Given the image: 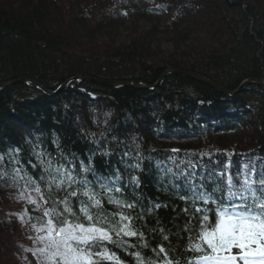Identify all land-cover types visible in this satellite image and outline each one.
Returning a JSON list of instances; mask_svg holds the SVG:
<instances>
[{"label": "trees", "instance_id": "obj_1", "mask_svg": "<svg viewBox=\"0 0 264 264\" xmlns=\"http://www.w3.org/2000/svg\"><path fill=\"white\" fill-rule=\"evenodd\" d=\"M159 17H164V21H158ZM141 18L153 21L149 27L140 29L138 20ZM196 22L201 26H195ZM122 23L130 25L125 42L114 47L111 36L107 34L110 30L108 25ZM101 27L107 28L106 39L109 41L104 45L107 49L95 43L96 34L91 35ZM76 29H83L88 40L93 38V42L87 44L94 50L93 53L104 51L103 54L109 57L115 56V60H111L107 66L106 62H100L95 57V53L88 51L83 56L84 50L78 46L82 41L75 37ZM164 33L169 34L173 47L168 60L160 66L154 64L151 72L142 71L147 62H152V65L155 62L150 44L153 40H159ZM188 40L195 43L191 44ZM167 67L190 70L228 88H235L246 78H259L264 82V0H0V81L26 77L46 90L53 91L75 74H91L103 80L139 79L152 82ZM23 85L13 84L0 89V145L7 144L6 149L4 146L0 150V155L5 157V162H0V192L16 190L22 194L34 193L32 188L39 183L42 194L49 201L45 203L47 208L52 207L51 201H59L66 194L64 188H58L55 184L49 188L39 180L43 169L32 167L38 163L34 154L31 158L21 150L15 156L20 161L19 165L7 163L11 159L8 147L12 143H22L27 148L33 143L32 153L34 148L37 152H43L54 166L63 163L66 168L70 167L66 158L73 161L77 172L81 161L85 165L91 161L97 176L115 177L119 172V183H110L108 186H119L122 191L113 192L112 196L124 204L135 203L136 207L118 208L101 195V210L109 216L117 212L131 216L132 230L143 232L144 236H122L127 241L123 247L105 242L104 247L95 251H104L106 248L109 254L114 252L117 259L102 260L100 264H141V261L143 264L149 261L160 264L153 250L158 252L161 244L170 256L174 254L175 260L191 258L192 254L185 252L190 236L186 227L189 217L192 218L191 226L197 227L195 207H203V204L193 205L191 198L181 200L180 195L190 194L183 188L177 193L168 186L166 170L172 169L174 164L183 162L185 167L196 165V183L204 184L208 191H212L213 187H223L224 197H227L230 187L233 192H241L245 179L258 183L257 175L264 177V91L261 86L247 85L239 95L230 97L202 82L174 75H167L155 90H135L123 86L114 88L86 80L75 84L80 92L66 87L53 97L30 84L27 86L36 101H18L16 97H22ZM179 92L188 94L178 101ZM102 93L109 94L110 98H102ZM73 94L83 96L95 106V109L86 111L76 108L79 122L75 120L74 109L53 102L54 97L63 99ZM187 97L199 101L189 102ZM141 100L142 104L139 105L137 102ZM251 100L253 104H250ZM171 101H178L187 113H183V110L178 113L176 109L179 104L173 107ZM17 102H21L23 107H16L13 114L12 107ZM162 105L167 106H163L166 114L158 113L154 117L159 120L158 135H150L147 131H140L142 135H134L135 148L139 154L142 153L139 169L128 167L137 162L135 158L128 155L125 160L109 145L98 153L83 149V145L98 149L96 147L103 143L97 141L100 129L108 138L118 139L119 129L113 126L120 114L146 107L153 110ZM158 108L154 109L156 113ZM41 110L44 112L41 113ZM32 116H35V121L31 120ZM184 118L205 139L238 135L242 147L227 145L220 149L222 145H211L204 141L191 145L184 138L179 139V130H166L170 128V122L180 127L184 124ZM23 120L30 121L20 136L24 135L26 144L23 140L18 142L12 131L14 125ZM96 125L100 127L95 131L98 134L88 138L89 127L94 128ZM118 143L123 146L128 141ZM46 145L52 146L54 151L59 148L64 154H53L49 159ZM17 167L21 169L18 175L15 172ZM209 174L214 182L208 178ZM81 175L93 179L91 172ZM132 176L140 181L139 188L132 184ZM29 178L36 183L28 184ZM94 191L101 192L102 189L94 185ZM219 195L221 193H217ZM71 199L73 211L79 215V200L87 202V197ZM156 204L161 207L156 208ZM57 208L62 209L63 205L57 204ZM186 208L189 209L187 213ZM23 211L35 225L47 219L34 204L25 203ZM209 215L211 217L212 213ZM119 220V216H114L112 224ZM164 235L169 240L164 241ZM135 253H139V259ZM160 255L163 257L164 254Z\"/></svg>", "mask_w": 264, "mask_h": 264}, {"label": "snow or ice", "instance_id": "obj_2", "mask_svg": "<svg viewBox=\"0 0 264 264\" xmlns=\"http://www.w3.org/2000/svg\"><path fill=\"white\" fill-rule=\"evenodd\" d=\"M19 152V148L15 150V153L10 150L11 159L7 163L19 165L20 161L15 159ZM33 154L37 157L38 163L33 164L32 167L43 169L39 180L49 188L53 184L58 188L62 187L66 193L59 201H51V208L43 210V217L47 219L41 220L40 227L37 229L40 234L35 240L38 245H42L38 248L37 255L45 258L44 264H100L102 260L112 261L117 259L114 252L109 254L106 248L104 251H95V249L104 247L105 242L123 247L127 241L123 240L122 236L139 235L143 238V232L137 233L132 230L131 216H126L122 212L109 216L101 210L99 199L101 195L107 197L109 204H114L118 208L134 209L136 207L135 203L124 204L112 196L113 192L122 191L119 186H108L110 183L113 185L119 183L121 180L119 172L115 174V177L97 176L91 161L87 165L81 161L79 172H77L73 161L66 158V163L70 165L67 168L63 163L54 166L51 160L45 158L43 152H37L35 148ZM124 155L127 156L129 153ZM140 159L137 153V162L128 167L139 169ZM0 162H5V157L2 155H0ZM195 169L196 165L189 164L185 167L181 162L174 164L172 169L166 170L168 186L175 189L177 193L183 188L190 194V196L180 195L181 200L191 198L193 205L203 204V207H195L197 227L191 226V217L186 227L190 236L189 246L185 252L192 254L191 258L175 260L174 254L170 256L165 246L161 244L158 252L153 250L157 260L160 264H264V177L257 175L258 183L245 179L241 192H233L230 187L227 197H224L223 187H213L212 191H208L204 184H197ZM20 171L19 167L15 169L17 175ZM89 172L93 175L92 180H89L86 175H81V173ZM131 182L135 188L140 187V181L136 176L131 177ZM27 183L36 182L29 178ZM229 183L232 184V181L230 180ZM94 185H99L102 191H94ZM73 188L77 190H72ZM80 189L83 191H79ZM32 191L44 203H49L42 194L39 183H36ZM217 193L221 195L217 196ZM81 196L87 197V202L79 200L80 214L78 215L73 211L71 198ZM233 200L237 202L233 203ZM28 202L37 205V210L39 209L36 199L29 196ZM57 204H62L63 208H57ZM155 207L159 208L161 205L156 204ZM148 211L151 212V209L149 208ZM188 211L189 209L186 208L185 213ZM209 213H212L211 217ZM114 216L120 217L116 224H112ZM124 221L128 223H123ZM163 240L167 241L169 237L164 235ZM233 249L238 251L234 253ZM160 254H164L163 257ZM134 255L139 259V253ZM148 264L153 262L149 261Z\"/></svg>", "mask_w": 264, "mask_h": 264}, {"label": "bare ground", "instance_id": "obj_3", "mask_svg": "<svg viewBox=\"0 0 264 264\" xmlns=\"http://www.w3.org/2000/svg\"><path fill=\"white\" fill-rule=\"evenodd\" d=\"M98 58L100 59V62L101 61L106 62L107 66L109 65V63L111 62V60L112 61L115 60V56L112 55L111 57H109L106 54H102ZM146 65H150V64L146 63L143 66L142 71H144V72H151L154 69L152 65H150V66L153 69H148V68L146 69L145 68ZM166 70H170V71L174 72L175 74H173V73H167L165 76H163L161 78L162 74L164 72H166ZM177 72H185V73L191 72V73H194V72H192L190 70L189 71H186L185 69H181V68L172 69L170 67H167L166 69H164L163 71H161L158 75H156V77L154 78L155 80H153L152 82H147L146 80L143 81V80H139V79H132V80H128L127 79V80H124V81L133 82V84H132V86H123V87H130V88H133L135 90H144V89H146V90H155L158 87H160V85L165 80V77L167 75H174V76H177V77L180 76V75H178ZM176 73H177V75H176ZM86 76H88L90 78L91 77H94L91 74L90 75L89 74L88 75L86 74L85 77ZM201 76H203V75H201ZM180 77H183V76H180ZM203 77H205V76H203ZM183 78H186V77H183ZM205 78L209 79L210 81H213V83L215 85H217V86H219L221 88H225V89H227L229 91H235V90H238V88H239L237 86H235V88L222 87L221 84L218 81H216L214 79H211V78H208V77H205ZM7 81H10V80H7ZM7 81H0V84L1 83H7ZM107 81H109V80H107ZM18 84H23V83H18ZM18 84H14V85H18ZM7 86H9V85H7ZM119 87H121V86H119ZM148 87H150V88H148ZM4 88H6V87H4ZM114 88H117V87H114ZM0 89H2V88L0 87ZM22 90H23L22 97L21 96L16 97V99L18 101L19 100L25 101V100H30V99H34V101H36V97H33V94L31 93V91H30V89H29V87L27 85L24 84ZM241 92L242 91H240L238 93H235V94H226V93L223 94L221 92L220 93L222 95H228L230 97H232V96L234 97L235 95H239V93H241ZM54 93L55 92L53 90L52 92H50L49 96H52L53 97L54 96ZM187 94L188 93H184L183 94L182 92H179L178 101H180L181 99H183L184 96L187 95ZM101 97L102 98H110L109 97V94H106L105 95V93H102L101 94ZM83 98L84 97L81 96V95L73 94L71 97H64L63 99L62 98L54 97L53 98V102L56 105H60V106L62 105L65 108H71V109H74V110H76V108H80V109L83 108L84 109V108H88V107H93L94 106V104L91 103V102L84 103ZM178 101H176V103H173V101H171L170 105H173V107H174L175 105L179 104ZM187 101H189V102L192 101V102H196L197 103L199 100L196 99V98H192V97L189 98V97H187ZM251 101L252 102H250V104H253V100H251ZM141 102H142V100L140 102H137V103L139 105H141L142 104ZM262 102L264 103V101H262ZM167 103H169V102H167ZM37 104H38V102H37ZM65 104H67V105L65 106ZM163 106L164 105L159 106L160 108H158L156 106V108H158L157 109L158 110L157 113H156V110H154L156 108H153V110H151L150 107H146L145 109L142 108V110L134 109L133 112L128 113V114H122V115L120 114L119 120L116 123H114V126H113L115 129H119V134H117L118 135V139L115 138V137H111L112 139L110 137L108 138V136H105V134H104V132H103L102 129H100V133L98 134V133L95 132L96 131L95 128L89 127V130L87 131L88 134L86 136L89 138V137H94L96 134H98L97 141L100 142V143L101 142H103V143L99 144L98 147H96L98 149H95L92 146H89V147L86 148L85 145H83V149H85V151H87V152L92 151V152L98 153V152L101 151V149H103V148H105V147H107L109 145V147L111 148V150H114L116 153H118V156L119 157L122 156L123 159L126 160V158L128 159V155L125 156L124 153H129V156H131V157L135 158V160H137V153H139V151H138V149L135 148L136 140L134 138H136V137H134V135H138V134L139 135H142V134H140V131H142L143 133H146V131H147L148 133H150V135H153L154 134L153 136L158 135L157 134L158 133V126H157V124L159 125V120H158V118H154V117H156V115L158 113H160V114H166L165 113L166 111L163 109ZM16 107L21 108L23 106H22L21 102H17L15 104V106L12 107L13 108V111H12L13 114L15 113L14 111H16ZM164 107H167V106H164ZM43 110H41V113L44 112ZM176 111H178V113H179V111H182L183 113H187V112L184 111L183 106L180 107V104H179L178 108L176 109ZM13 114L11 116L14 117ZM36 114H37V112H36ZM16 117H18V115H16ZM186 118H184V124L180 125V127L174 126L175 124H173V122H170V124H168L169 125L168 127H170V128L167 127L168 129H166V130L167 131L179 130L178 131L179 139L184 138V140L186 142L192 143L191 145H193V142L198 143V142H203V141H206L208 144H211V145L212 144L213 145H219L221 143V141L219 139H222V138L217 139V137L215 138V136L214 137L212 136L209 139H207V138L205 139L204 136H202L201 134H199L192 127V125H190L189 121ZM31 120L35 121L36 120L35 119V116H32L31 117ZM162 122L164 123V121H162ZM29 123H30V121L23 120L19 124L18 123L15 124L14 127L12 128V131L15 132V134H14L15 137H17L18 140H19L18 142L21 143L22 140H23L22 142H24V139H23V136L24 135L22 137H20V136L26 130V128L28 127V124ZM110 135H111V133H110ZM32 137H34V136H32ZM39 139H40V137H39ZM15 140H17V139L15 138ZM218 140H219V142H218ZM14 141H12V142H14ZM123 141H128V144L126 143L125 145L122 146V145H120L118 143V142H123ZM262 143H264V140L262 141ZM6 145L7 144H4L2 146L0 145L2 147V148L0 147V150H2L4 146H5V149H6ZM29 145H30L29 148H27L26 146H23L22 143H21V145L18 144V143H12L8 147V151L10 152V150H11V152H14L15 153V150L17 148H21L20 151L22 150V152L26 156H31V158H32L33 157L32 147L34 146V144L32 143V144H29ZM226 146L227 145H224V146L220 147V149L221 148H226ZM36 147H40V146H36ZM46 150L49 152V154H47L48 155L47 157L49 159H51L50 157H52L53 154H56L58 156L59 155L61 156V155L64 154V153L60 152V149L59 148L55 149V151H54L52 149V146H50V145H46ZM139 156H142V153H140ZM139 162H141V160H139ZM208 178L214 182V180L211 177V174L208 175Z\"/></svg>", "mask_w": 264, "mask_h": 264}, {"label": "rangeland", "instance_id": "obj_4", "mask_svg": "<svg viewBox=\"0 0 264 264\" xmlns=\"http://www.w3.org/2000/svg\"><path fill=\"white\" fill-rule=\"evenodd\" d=\"M168 17V16H167ZM198 18V17H196ZM166 20V18H165ZM152 20L141 18L138 20L139 28H147L150 26V22ZM158 21H164V17H159ZM199 23H195V26ZM97 26V25H96ZM127 23H122L118 25H108V28L110 29L108 31V35L110 37L111 43H113L114 47H118L119 44H122L125 42L126 38V31L128 28ZM192 26V27H195ZM199 26H201L199 24ZM95 27V26H94ZM77 28V27H76ZM106 27H101L99 30H96L97 33H91L92 36L95 34V43L102 45H106L109 41L107 40V34H106ZM77 30V34L75 37L77 39H80L82 41V44L78 45L80 48L84 50L82 52L83 56L87 55L88 51H90L92 54L93 49L90 48V46L87 44L90 42H93L92 39H87L85 37V31ZM190 41L191 44H194L195 42L192 40ZM93 43V44H95ZM151 56L155 57V62L152 65V62H147L148 64L152 65L154 67V64L156 66L163 65V62L165 60H168V55L172 52L173 47L170 43L169 34H165L163 36H160L159 40H153L151 42ZM77 48V47H75ZM105 48V47H104ZM102 48V49H104ZM107 49V48H105ZM81 50V49H80ZM98 52H100L98 50ZM104 51L100 53H95V57H100V55L103 54ZM77 74H75L76 76ZM75 76H70L64 82L68 81L67 85H64L65 87L75 88L74 90H79V88L75 87L76 83L75 80H72ZM78 76V75H77ZM63 82V84H64ZM73 82V83H71ZM61 84V85H63ZM60 85V86H61ZM60 89V87L56 88ZM58 94V92H55L54 95ZM89 98L90 95L88 94ZM88 99L83 98L84 103L87 102ZM90 109H95V106L88 107V108H82L83 111ZM75 111V110H74ZM95 111V110H94ZM96 113V112H95ZM74 116L76 117V122L80 121V118L78 117V112H74ZM82 116V113H81ZM82 119V118H81ZM95 129H100L99 126H95ZM222 139H219L222 144L219 145H235L242 147V144L240 143V137L237 135H223L221 136ZM206 142V141H204ZM31 196L32 198L36 199L37 204L39 206H42L44 208L42 201L36 194L31 195L27 192L19 193L16 192V190H10L5 192H0V264H44L45 258L41 255H37L38 248L42 247V245H38L35 238L40 234L37 232V229L40 227V225L31 224L28 222V219L26 218L24 211H23V204L28 202V198ZM29 203V202H28ZM35 225V227H34ZM238 251L237 249H233V252Z\"/></svg>", "mask_w": 264, "mask_h": 264}, {"label": "water", "instance_id": "obj_5", "mask_svg": "<svg viewBox=\"0 0 264 264\" xmlns=\"http://www.w3.org/2000/svg\"><path fill=\"white\" fill-rule=\"evenodd\" d=\"M145 68L147 69H153L150 65H146L145 66ZM167 73H173V74H175L174 72H172V71H170V70H166V72H164L163 74H162V76H161V78L163 77V76H165ZM178 73V75H180V76H183V77H186V78H191V79H193V80H196V81H198V82H202V83H204L205 85H207L208 87H210V88H214V89H216L217 91H219V92H221V93H226V94H235V93H238V92H240L243 88H245L246 87V85H248V84H256L257 86L259 85V86H261V88L263 89V91H264V82L261 80V79H256V78H246V80H244V81H242L237 87H239L238 88V90H235V91H229V90H227V89H225V88H221V87H219V86H217V85H215L214 83H213V81H210L209 79H207V78H205V77H203V76H201V75H198V74H196V73H191V72H189V73H185V72H177ZM177 73H176V75H177ZM72 80H77V81H86V80H90V81H93V82H99V83H101V84H103V85H105V86H108V87H119V86H132V84H133V82H129V81H124V80H121V81H114V80H109V81H107V80H103V79H100V78H94V77H88V76H80V75H78V76H75ZM18 83H23V84H33V85H35V86H37L39 89H45L44 87H42V85L40 86L39 84H37L36 82H34L32 79H28V78H26V77H18V79H15V80H10V81H7V83H1L0 84V87L1 88H4V87H7V85H13V84H18ZM66 84H68V81H66V82H64V84L63 85H61L60 86V89H62V88H64V85H66ZM147 88V87H146ZM148 88H150V87H148ZM60 89H58V90H60ZM46 91V93L47 94H50V92L49 91H47V90H45Z\"/></svg>", "mask_w": 264, "mask_h": 264}]
</instances>
